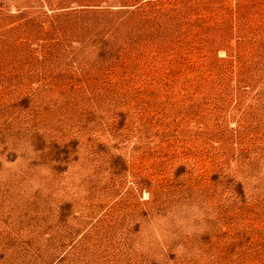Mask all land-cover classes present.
I'll use <instances>...</instances> for the list:
<instances>
[{
	"label": "rangeland",
	"instance_id": "rangeland-1",
	"mask_svg": "<svg viewBox=\"0 0 264 264\" xmlns=\"http://www.w3.org/2000/svg\"><path fill=\"white\" fill-rule=\"evenodd\" d=\"M0 264H264V0H0Z\"/></svg>",
	"mask_w": 264,
	"mask_h": 264
}]
</instances>
